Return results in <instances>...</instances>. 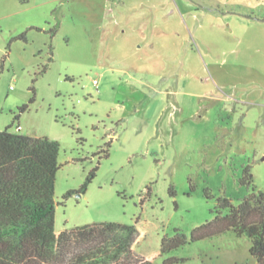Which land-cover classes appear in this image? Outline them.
<instances>
[{
  "label": "rangeland",
  "instance_id": "1",
  "mask_svg": "<svg viewBox=\"0 0 264 264\" xmlns=\"http://www.w3.org/2000/svg\"><path fill=\"white\" fill-rule=\"evenodd\" d=\"M140 1L0 0V131L27 103L11 131L61 144L57 232L139 219L142 259L257 264L251 240L232 230L160 250L164 235L190 237L211 220L219 197L236 205L264 191V0H189L195 19L181 0ZM172 3L186 20L184 50L148 65L136 25ZM247 166L252 187L240 182Z\"/></svg>",
  "mask_w": 264,
  "mask_h": 264
},
{
  "label": "trees",
  "instance_id": "2",
  "mask_svg": "<svg viewBox=\"0 0 264 264\" xmlns=\"http://www.w3.org/2000/svg\"><path fill=\"white\" fill-rule=\"evenodd\" d=\"M18 38L26 39V32ZM28 107L27 103L21 105L12 124L0 131V264H156L140 258L133 248L139 219L134 224L102 221L56 231L61 144L48 136L11 131ZM97 170L88 173L79 193L87 191ZM240 182L253 186L250 166L244 168ZM170 192L175 195L173 186ZM72 194L68 191L64 198ZM218 202L215 216L194 227L190 237L180 229L173 236L164 235L160 255L189 241L232 230L251 240V254L257 264H264V191L252 187L236 205L228 197H219ZM180 260L184 259L169 257L162 264Z\"/></svg>",
  "mask_w": 264,
  "mask_h": 264
},
{
  "label": "crops",
  "instance_id": "3",
  "mask_svg": "<svg viewBox=\"0 0 264 264\" xmlns=\"http://www.w3.org/2000/svg\"><path fill=\"white\" fill-rule=\"evenodd\" d=\"M137 3H141L140 0H136ZM189 0H181L183 8L190 13L192 19H195V15L189 10L194 9L192 3ZM137 18L142 17V14L136 13ZM182 7L180 5L170 4L165 8L159 10L158 13L152 17H145L138 21L136 27H138L139 34L136 36L139 42H143L148 48L147 54L141 59H144V63L155 65L158 62V58L163 61L164 59L176 60L180 58L184 47L185 38L188 32H186V20L183 18ZM127 22H123L118 26L126 27L127 23L131 21V18L126 19ZM135 21V20H133ZM195 20H193L194 22ZM264 23V20H259ZM259 21H249L252 25H260ZM250 28H253L251 26ZM125 36V29L120 30ZM147 32L148 35L145 33ZM153 43L157 44V47H150ZM142 45V44H141Z\"/></svg>",
  "mask_w": 264,
  "mask_h": 264
},
{
  "label": "built area",
  "instance_id": "4",
  "mask_svg": "<svg viewBox=\"0 0 264 264\" xmlns=\"http://www.w3.org/2000/svg\"><path fill=\"white\" fill-rule=\"evenodd\" d=\"M19 128H20V126H19Z\"/></svg>",
  "mask_w": 264,
  "mask_h": 264
}]
</instances>
